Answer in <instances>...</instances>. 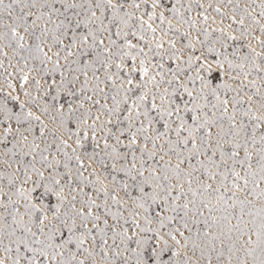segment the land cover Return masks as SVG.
<instances>
[{"label":"snow or ice","instance_id":"6c2138e0","mask_svg":"<svg viewBox=\"0 0 264 264\" xmlns=\"http://www.w3.org/2000/svg\"><path fill=\"white\" fill-rule=\"evenodd\" d=\"M0 264H264V0H0Z\"/></svg>","mask_w":264,"mask_h":264}]
</instances>
